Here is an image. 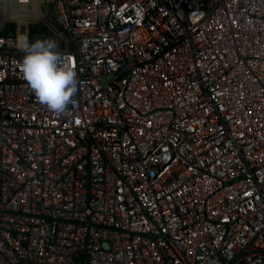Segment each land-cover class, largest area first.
I'll list each match as a JSON object with an SVG mask.
<instances>
[{
	"label": "built area",
	"instance_id": "obj_1",
	"mask_svg": "<svg viewBox=\"0 0 264 264\" xmlns=\"http://www.w3.org/2000/svg\"><path fill=\"white\" fill-rule=\"evenodd\" d=\"M14 1L0 264H264V0ZM35 23L77 72L61 115L20 69Z\"/></svg>",
	"mask_w": 264,
	"mask_h": 264
},
{
	"label": "clouds",
	"instance_id": "obj_2",
	"mask_svg": "<svg viewBox=\"0 0 264 264\" xmlns=\"http://www.w3.org/2000/svg\"><path fill=\"white\" fill-rule=\"evenodd\" d=\"M27 38L20 46L24 53L20 64L23 79L39 104L49 112L61 115L74 103L78 88L77 72L71 61L59 52L56 40L37 38L29 42Z\"/></svg>",
	"mask_w": 264,
	"mask_h": 264
},
{
	"label": "rangeland",
	"instance_id": "obj_3",
	"mask_svg": "<svg viewBox=\"0 0 264 264\" xmlns=\"http://www.w3.org/2000/svg\"><path fill=\"white\" fill-rule=\"evenodd\" d=\"M42 1H43V3H42V6H41V10H42L43 12H46V10H47L46 4H45L46 0H42ZM11 8H12L13 10H18V9H19V6L15 3L14 0H12V2H11ZM22 8L25 9V7H22ZM34 8H35V3H34V2L31 3V5H29V6L27 7V9H28L29 11L33 10ZM0 12H1L2 15L5 14V0H1V1H0ZM11 20L14 21V22H18L19 20H21V21H23V22H25V21H29V22L34 23V22H37V21L39 20V18H38L37 15H33V14H30V15H28L27 17H25V16H21V17H20V16H18L17 14H14V15L12 16Z\"/></svg>",
	"mask_w": 264,
	"mask_h": 264
},
{
	"label": "trees",
	"instance_id": "obj_4",
	"mask_svg": "<svg viewBox=\"0 0 264 264\" xmlns=\"http://www.w3.org/2000/svg\"><path fill=\"white\" fill-rule=\"evenodd\" d=\"M11 27L13 28V25ZM37 38H40V39L52 38L56 40L54 36L52 35V33L46 27H44L41 23L31 24L28 27V41L34 42Z\"/></svg>",
	"mask_w": 264,
	"mask_h": 264
},
{
	"label": "water",
	"instance_id": "obj_5",
	"mask_svg": "<svg viewBox=\"0 0 264 264\" xmlns=\"http://www.w3.org/2000/svg\"><path fill=\"white\" fill-rule=\"evenodd\" d=\"M21 32H24V30H25V27L24 26H21Z\"/></svg>",
	"mask_w": 264,
	"mask_h": 264
}]
</instances>
